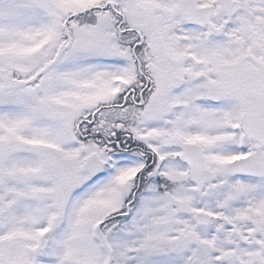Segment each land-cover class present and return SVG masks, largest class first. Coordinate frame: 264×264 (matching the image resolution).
<instances>
[{
    "label": "snow or ice",
    "instance_id": "1",
    "mask_svg": "<svg viewBox=\"0 0 264 264\" xmlns=\"http://www.w3.org/2000/svg\"><path fill=\"white\" fill-rule=\"evenodd\" d=\"M0 264H264V0H0Z\"/></svg>",
    "mask_w": 264,
    "mask_h": 264
}]
</instances>
